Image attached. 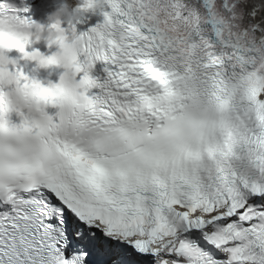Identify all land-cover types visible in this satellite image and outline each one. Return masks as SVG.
Masks as SVG:
<instances>
[{
  "label": "snow or ice",
  "instance_id": "1",
  "mask_svg": "<svg viewBox=\"0 0 264 264\" xmlns=\"http://www.w3.org/2000/svg\"><path fill=\"white\" fill-rule=\"evenodd\" d=\"M242 4L104 0L82 51L49 57L0 4V264H264V47ZM13 48L64 67L58 123Z\"/></svg>",
  "mask_w": 264,
  "mask_h": 264
},
{
  "label": "clouds",
  "instance_id": "2",
  "mask_svg": "<svg viewBox=\"0 0 264 264\" xmlns=\"http://www.w3.org/2000/svg\"><path fill=\"white\" fill-rule=\"evenodd\" d=\"M103 6L104 0H93V6L90 11L101 10ZM259 7L260 5L255 6L257 9ZM242 10L245 12L246 19L249 23H259L260 26L257 32L253 34L254 42L257 46L264 47V16H261L259 13H257V17L247 15V4H242ZM83 18V12L80 11V6L75 3V0H62V3L54 5V10L48 16L47 19L49 26H45L38 21H28L23 25L22 31L29 33L32 38L27 44L30 42H43L49 49L56 48L57 52H65L66 54L80 53L85 43L80 36L73 35L72 39L69 40L64 31H58L52 26H60L62 23H67L69 25L79 23ZM105 30L108 31L110 29L106 28ZM130 35L129 32L119 31L116 39L120 45H124ZM38 66L40 67L39 63ZM51 66L53 65L43 69H48ZM72 84L77 86L78 82L73 80ZM26 95L30 102L39 104L44 108L51 106L53 103L59 104L61 102L59 97H53L51 93L45 90V87L40 86L39 82L36 86L29 87L26 90Z\"/></svg>",
  "mask_w": 264,
  "mask_h": 264
},
{
  "label": "bare ground",
  "instance_id": "3",
  "mask_svg": "<svg viewBox=\"0 0 264 264\" xmlns=\"http://www.w3.org/2000/svg\"><path fill=\"white\" fill-rule=\"evenodd\" d=\"M256 5H260L258 8V13L261 14V16H264V0H250L249 6L255 7Z\"/></svg>",
  "mask_w": 264,
  "mask_h": 264
}]
</instances>
